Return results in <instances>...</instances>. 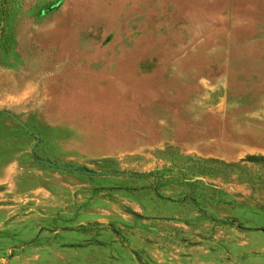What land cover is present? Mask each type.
Wrapping results in <instances>:
<instances>
[{
  "label": "rangeland",
  "instance_id": "rangeland-1",
  "mask_svg": "<svg viewBox=\"0 0 264 264\" xmlns=\"http://www.w3.org/2000/svg\"><path fill=\"white\" fill-rule=\"evenodd\" d=\"M0 264H264V0H0Z\"/></svg>",
  "mask_w": 264,
  "mask_h": 264
},
{
  "label": "water",
  "instance_id": "water-1",
  "mask_svg": "<svg viewBox=\"0 0 264 264\" xmlns=\"http://www.w3.org/2000/svg\"><path fill=\"white\" fill-rule=\"evenodd\" d=\"M48 166H50V167H53V168H57V167H59V166H57V165H54V164H51V163H46Z\"/></svg>",
  "mask_w": 264,
  "mask_h": 264
}]
</instances>
